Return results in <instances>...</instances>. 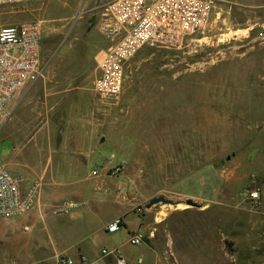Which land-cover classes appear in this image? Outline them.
<instances>
[{
  "label": "rangeland",
  "instance_id": "rangeland-1",
  "mask_svg": "<svg viewBox=\"0 0 264 264\" xmlns=\"http://www.w3.org/2000/svg\"><path fill=\"white\" fill-rule=\"evenodd\" d=\"M112 1L0 5V29L39 23L42 63L96 97L94 114L109 121L98 159L61 175L50 151L59 137L44 142L46 120L27 114L25 121L24 89L16 95L0 130V159L13 174L50 186L42 185L41 203L28 215L0 219V264H56L60 253L79 250L108 264L103 249L144 264H264V0H216L204 33L180 49L141 50L127 65L120 98L104 100L93 83L110 47L102 14ZM111 156L124 165L121 174L112 172ZM105 177L108 194L94 205V183ZM251 189L260 190L257 203ZM157 197L175 204L148 209ZM65 200L88 204L50 214ZM117 220L119 231L107 232ZM138 234L143 244L131 245Z\"/></svg>",
  "mask_w": 264,
  "mask_h": 264
},
{
  "label": "built area",
  "instance_id": "built-area-1",
  "mask_svg": "<svg viewBox=\"0 0 264 264\" xmlns=\"http://www.w3.org/2000/svg\"><path fill=\"white\" fill-rule=\"evenodd\" d=\"M46 0H0V5H14ZM216 0H113L103 12L106 19L103 34L110 47L98 61V75L93 91L104 100L119 99L126 78L128 63L147 47L180 49L191 37L204 33L211 25ZM42 26L27 22L0 29V130L12 117V103L16 95L30 83L44 79L46 65L41 60ZM110 157L109 164L115 175L121 174L124 165ZM98 170L93 171L97 175ZM41 185L31 183L13 174L9 165L0 159V219L13 220L31 213L39 204ZM249 198L260 200V190L251 189ZM74 208L66 203L60 213L68 214ZM56 213V212H55ZM121 220L109 225L107 232L116 233ZM29 231V226L25 227ZM133 246L143 244V235L130 237ZM103 256L114 255L115 264H144L138 260L131 263L117 251H102ZM56 264H94L85 255L74 259L59 254Z\"/></svg>",
  "mask_w": 264,
  "mask_h": 264
},
{
  "label": "crops",
  "instance_id": "crops-1",
  "mask_svg": "<svg viewBox=\"0 0 264 264\" xmlns=\"http://www.w3.org/2000/svg\"><path fill=\"white\" fill-rule=\"evenodd\" d=\"M263 44L264 43H261L260 46H263ZM56 71L57 70L54 69V66H49L45 69L44 79L30 83L23 90L22 99L23 102L25 101V109L22 115L25 121H27L25 118L27 114L32 116L34 120H40L41 118L46 120L44 122L50 128V131H47L43 135L44 142L46 137H59V139H57V144H55V148L53 149L51 147L50 151L57 153L56 161L60 163L58 165V173L63 175L65 168L67 167L77 169L82 163H87L91 160L98 159V153H100L105 145H107L106 142H103V138L105 136V129L108 128L109 121L107 117L108 115H105L104 117L103 114H101V116L98 118L94 114V107L97 104L96 97L89 99L82 86H80L76 81L66 79L56 74ZM48 141L50 143L52 140L49 139ZM40 151H43V149H39V152ZM53 155L54 153L51 155V157L48 159V163H45V165L48 164L51 166V164H53L55 161ZM39 181L38 182L41 185V191L43 190L42 185L46 187L50 186L43 183L44 178L42 177L39 179ZM110 182L111 179L105 177L101 181L94 183V192L89 199L92 204L99 205L103 199H105L108 194L107 187ZM55 185L56 186H54V188H58L59 190L63 191L62 188L64 185ZM55 195L56 193L52 196V198H58L55 197ZM43 196L47 198L46 194ZM64 196L65 195L61 194V198ZM41 197L42 192L40 195L39 204L41 203ZM48 198L51 197L48 196ZM66 203H71L74 205V208L70 210L69 213H71L74 209H78L88 204L87 201L76 202L74 200H65L59 204L53 206L51 205L52 207H49L50 214H62L60 213V208ZM43 207L45 208V206ZM111 224L112 223L109 225ZM60 254L68 255L74 259H78L80 255L86 256L85 251L82 250H79L75 256L66 253ZM107 256H103L102 253L100 255L101 258H109L108 264H115V256ZM126 260L129 261L128 259ZM90 262L99 264V259H91ZM129 262L136 263L132 261Z\"/></svg>",
  "mask_w": 264,
  "mask_h": 264
},
{
  "label": "water",
  "instance_id": "water-1",
  "mask_svg": "<svg viewBox=\"0 0 264 264\" xmlns=\"http://www.w3.org/2000/svg\"><path fill=\"white\" fill-rule=\"evenodd\" d=\"M90 27H92V25H90ZM158 204H169V205H174L175 203L171 200H168V199H165L164 197H157V198H154L152 199L148 204H147V208H152L153 206L155 205H158ZM186 204L188 206H192V207H196V208H199L201 207V205H199L198 203L194 202L193 200L189 199L187 200Z\"/></svg>",
  "mask_w": 264,
  "mask_h": 264
},
{
  "label": "bare ground",
  "instance_id": "bare-ground-1",
  "mask_svg": "<svg viewBox=\"0 0 264 264\" xmlns=\"http://www.w3.org/2000/svg\"><path fill=\"white\" fill-rule=\"evenodd\" d=\"M179 207H182V206H179ZM183 208L185 209L186 208V206H183ZM168 214L166 213V212H162L161 213V216H163V217H166ZM159 220H161V219H159Z\"/></svg>",
  "mask_w": 264,
  "mask_h": 264
}]
</instances>
